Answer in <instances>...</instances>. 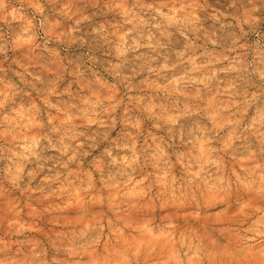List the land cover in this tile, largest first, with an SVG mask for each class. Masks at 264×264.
Listing matches in <instances>:
<instances>
[{"label":"rangeland","instance_id":"374dc122","mask_svg":"<svg viewBox=\"0 0 264 264\" xmlns=\"http://www.w3.org/2000/svg\"><path fill=\"white\" fill-rule=\"evenodd\" d=\"M0 264H264V0H0Z\"/></svg>","mask_w":264,"mask_h":264},{"label":"bare ground","instance_id":"6f19581e","mask_svg":"<svg viewBox=\"0 0 264 264\" xmlns=\"http://www.w3.org/2000/svg\"><path fill=\"white\" fill-rule=\"evenodd\" d=\"M176 9H173L172 11H175ZM172 12H170V14H171ZM169 14V13H168ZM172 14H174V13H172ZM120 52V51H119Z\"/></svg>","mask_w":264,"mask_h":264}]
</instances>
